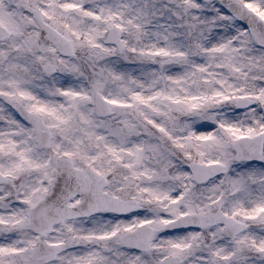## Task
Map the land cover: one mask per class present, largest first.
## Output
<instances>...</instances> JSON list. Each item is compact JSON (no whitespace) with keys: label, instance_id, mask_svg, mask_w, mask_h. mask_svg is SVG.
Returning a JSON list of instances; mask_svg holds the SVG:
<instances>
[{"label":"snow or ice","instance_id":"1","mask_svg":"<svg viewBox=\"0 0 264 264\" xmlns=\"http://www.w3.org/2000/svg\"><path fill=\"white\" fill-rule=\"evenodd\" d=\"M0 264H264V0H0Z\"/></svg>","mask_w":264,"mask_h":264}]
</instances>
